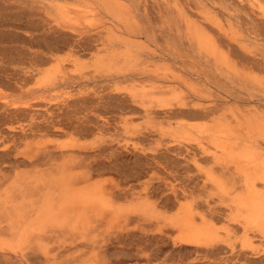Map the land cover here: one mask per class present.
I'll return each mask as SVG.
<instances>
[{
    "label": "rangeland",
    "instance_id": "374dc122",
    "mask_svg": "<svg viewBox=\"0 0 264 264\" xmlns=\"http://www.w3.org/2000/svg\"><path fill=\"white\" fill-rule=\"evenodd\" d=\"M263 129L264 0H0L2 244L17 209L58 195L38 176L60 167L116 218L97 264H264V221L234 203ZM183 206L210 227L199 244L169 223ZM49 229L48 254L31 237L0 264H66L72 238Z\"/></svg>",
    "mask_w": 264,
    "mask_h": 264
},
{
    "label": "bare ground",
    "instance_id": "6f19581e",
    "mask_svg": "<svg viewBox=\"0 0 264 264\" xmlns=\"http://www.w3.org/2000/svg\"><path fill=\"white\" fill-rule=\"evenodd\" d=\"M92 8L94 9V6L91 8L85 6L82 11L89 25L93 24L95 18H97ZM261 132L264 136V129ZM214 146L217 150L231 158L233 157L231 146L226 141L220 139ZM238 157L245 158L247 155L239 154ZM252 160L250 158L245 160L246 165L242 170L244 176L241 174V178L244 177L242 182L243 189L237 192L234 198L235 212L243 213L242 217L246 221L261 224L260 222L264 221V163L260 164L256 172H253V166L251 167ZM65 170L57 167L38 176L41 183L56 187L59 190L58 195L45 194L42 203L30 215H27L22 209H17L10 219V238L6 244L0 242V247L22 244L34 237L38 241L40 249L46 255L49 252L45 250L42 240L46 237L47 230L50 228L58 230L63 236L69 235L72 238L70 247L67 249L68 252L63 255L62 263H98L99 256L103 250L101 245H97L100 240L97 239L98 234L95 232H97L102 222L112 224L116 222V218H106L107 216L104 215L107 202H103L102 196L104 195H102L101 191L91 188L75 191L73 187L78 182L74 181L71 177L72 174H67ZM256 180L261 182V188H258ZM169 223L178 232V242L199 244L203 238L209 236L210 227L207 222L204 219L196 221L191 209L184 206L178 207L175 214L169 217ZM84 241L88 243H83ZM76 242L79 243L75 244Z\"/></svg>",
    "mask_w": 264,
    "mask_h": 264
}]
</instances>
